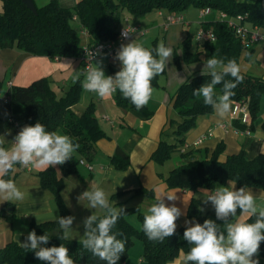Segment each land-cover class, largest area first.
Here are the masks:
<instances>
[{
	"label": "trees",
	"instance_id": "obj_1",
	"mask_svg": "<svg viewBox=\"0 0 264 264\" xmlns=\"http://www.w3.org/2000/svg\"><path fill=\"white\" fill-rule=\"evenodd\" d=\"M0 2L2 4L0 49L16 48L34 56L53 59L79 56L84 44L91 45L116 39L126 14L134 18H142L157 10L179 14L191 7L197 9L209 7L224 12L229 17L244 16L247 25L264 27V0H80L72 9L61 7L56 0H50L43 6L35 5L36 15L28 10L21 0H0ZM75 22L80 25V30L74 27ZM201 26L205 29L211 28L216 40L212 43L198 44V47L192 50L193 40L188 37L182 42L181 57L174 54L177 66H180V61L184 64L205 62L213 55L224 59L225 62L235 59L239 63L243 49L239 39L225 21L202 23ZM82 31L86 32L89 43H84L85 36ZM252 52L253 49L250 47L245 59H248ZM240 74L244 79L233 89L235 95L231 97V102L246 103L248 123H253L261 111V102L264 100V77L243 72ZM232 79L231 76L225 77V80ZM156 80L157 77L152 80V85H156ZM210 80V76L200 73L178 87L172 97L176 119H171L169 122V126L172 127L170 132L161 133L164 137L160 139L150 160L156 166H162L175 154L187 159V163L173 168L165 177L164 182L168 189H183L191 192L200 188L213 190L218 184L231 180L238 189L251 187L264 190V156L248 160L244 151H240L221 162L219 157L224 151L223 144H218L209 158L201 159L195 158V151L183 148L185 138L189 131L195 128L197 119L208 116L213 111L212 107L203 103L202 98L197 99L193 96V90L199 89ZM222 86V84L215 86L218 94ZM81 89V80H78L64 96L58 97L47 80H39L28 88H11L6 95L10 97L9 103L13 112L18 114L21 120L29 125L40 122L45 125L47 131H62L70 136L74 143L80 145L76 153L91 160L95 153V143L103 138L104 134L98 125L92 104L88 105L80 115H76L71 110L79 101ZM114 100L122 110H136L144 115L151 114L147 112L145 106L137 110L130 100L123 98L119 90L115 93ZM245 127L246 125H242V128ZM240 128L238 127L237 130ZM166 137H170L169 140ZM77 165V159L72 156V160L61 165L62 176L75 173ZM109 166L125 171L129 167L128 155L118 147L109 159ZM62 176H59L52 167L38 174L41 186L52 192L60 217H66L70 216V213L65 208L60 195L63 189ZM128 193H132L130 198L145 195L149 199H154L153 192L143 188ZM123 194L124 192L114 194L111 201H115ZM113 205L118 206L119 203L114 202ZM8 207H11L10 203L4 205L1 215L6 214ZM201 208H204V204L193 198L187 209V218L203 224L205 215L200 211ZM123 209L125 214L120 216L113 228V232L119 234L117 238L126 241L125 252L117 264L127 259L135 241L141 243L142 257L147 264H166L180 254H187L191 246L183 238L186 227L176 228L175 234L163 242L150 241L142 231L145 212H142L139 206L123 207ZM239 214L238 211L237 215ZM131 215L136 216L140 225L138 229L130 224L128 218ZM6 218L10 219L11 214L6 215ZM246 220L254 222L255 217H248ZM31 229L39 236L45 233L49 235L50 239L45 247L64 244L69 249V255L75 264H106V261L100 260L84 249L79 241L59 239L62 230L57 220L32 224ZM258 256L264 258V242H261ZM0 264H46V262L39 260L33 251L23 249L15 242H9L0 248Z\"/></svg>",
	"mask_w": 264,
	"mask_h": 264
},
{
	"label": "crops",
	"instance_id": "obj_2",
	"mask_svg": "<svg viewBox=\"0 0 264 264\" xmlns=\"http://www.w3.org/2000/svg\"><path fill=\"white\" fill-rule=\"evenodd\" d=\"M79 1L75 0L76 3ZM33 2L35 5L38 2L40 5L37 6L39 7L47 4L45 0H33ZM60 4L61 7L68 9L74 7H71L72 1L70 0H61ZM0 8L1 13V2ZM181 14L184 18L183 23L169 26L165 25L166 17L171 14L164 11L157 10L142 18H134L126 14L121 27L127 25L138 26L140 30L146 33L143 36L133 35L130 40L119 43L117 51L122 44L134 40H137L146 48H155L163 40L165 45L173 50V58L164 72L157 76L156 85H152L154 93L145 106L147 112L151 113L150 115L141 114L136 110H122L115 103V93L110 98L101 99L95 93L85 92L83 89H81L79 101L71 108L76 115H80L88 105L92 104L95 109V117L104 137L96 141L95 153L91 160L81 157L76 152L73 154L78 161L75 173L62 176L61 165L52 167L63 178V189L60 195L64 206L70 216L75 217L69 240L80 241L85 232L83 221L93 212L99 216L103 215L102 210L87 208L88 202L86 200L78 201V197L92 185L101 187L109 195L111 204L114 202L119 203L117 207H128L132 201H141V209L143 207L145 213L148 207L155 203V189L162 188L165 193H171L177 197L175 201H168L166 196L163 197L167 205L175 204L181 209L182 214L176 221L177 228L188 227L195 223L193 219L187 218L188 206L193 198L202 202L206 198L207 193H205V190L207 189L200 188L195 192L183 189H168L164 182L170 170L187 163V159H182L178 154H175L171 160L162 166H156L150 160L151 154L157 148L160 139L164 137L161 133L170 132L172 127L169 126V122L171 119H176L172 107L173 95L180 85L192 76L200 74L204 68V64L201 62L184 64L180 61V66L176 65L174 54L176 53L177 56L181 57L182 42L190 37L198 47L195 35L201 24L207 23L204 21L205 18H199V9L197 8L195 12L187 9ZM217 20L219 18L214 17L208 22ZM190 29L195 33H191ZM83 41L89 43L88 37L85 36ZM251 49H253V52L255 51L254 46ZM246 53L242 52L238 63L243 73L249 72L251 68L250 64L244 62ZM115 57L116 55L111 58L100 56L93 61V64L102 61L101 67L105 75L114 76L121 69V62ZM64 63H70L72 68L66 67ZM262 77H264V74H262ZM83 79V65L78 56L53 59L45 56H34L16 48L0 49V82L2 83V92L0 93V140L4 141L3 146L9 148L19 131L24 126H29L21 120L18 114L13 112L10 103H4V100L10 102V97L6 95L9 89L14 87L24 89L39 80H47L56 95L62 97L76 81H82ZM233 104L231 102L230 112L223 119L219 118L214 110L208 116L199 117L195 128L187 134L183 148L188 151H195V158L201 159L209 158L217 145L223 144L224 151L219 157L221 162H224L228 156L235 155L240 151H244L248 160L264 156V150H262L264 149V127H262L264 117L256 119L253 123L249 122L245 128H242V124L231 117ZM11 121H17L18 126L15 127ZM238 127L243 130L241 128L237 130ZM244 130H248L250 133L245 134L243 133ZM58 131L64 134L62 131ZM169 138L166 137L167 140ZM118 147L129 157V167L125 171H119L109 166V159ZM81 161L91 165L92 169L89 170L80 163ZM16 168L17 171L14 176L10 173L5 177L14 179L20 190L25 193V199L19 203L0 202V212L7 203H10L11 206L7 208L5 215L0 213V248L9 242H15L19 245V242L23 243L28 233L32 231V224L55 221L57 217H60L52 192L40 184L38 174L45 169L21 168L19 165ZM229 181L218 184L216 187H227ZM235 187L238 190L236 185ZM139 188L151 190L154 199H149L145 195L130 198L132 193L128 192ZM246 189L251 190L257 199V204L264 207V190L251 187ZM207 191L210 192L211 190ZM118 192H124V194L117 197L115 201H111V197ZM203 209L205 219H212L217 224H223L222 221L216 219L215 210L210 202L207 205L204 204ZM8 214H11L10 219L6 218ZM237 217H240V214ZM243 218L246 220L248 217ZM186 221L190 223H186ZM45 246L47 244L41 245V247ZM142 252L141 243L136 244L134 242L128 252L127 259L121 264H147L142 257ZM253 259H258L259 264H264V258L262 257L254 256ZM166 264H185V255L180 254L176 259Z\"/></svg>",
	"mask_w": 264,
	"mask_h": 264
},
{
	"label": "clouds",
	"instance_id": "obj_3",
	"mask_svg": "<svg viewBox=\"0 0 264 264\" xmlns=\"http://www.w3.org/2000/svg\"><path fill=\"white\" fill-rule=\"evenodd\" d=\"M131 31L124 29L122 37L127 38ZM155 53V55H153ZM93 55H101L100 51ZM121 62V69L114 76H106L101 64L86 68L84 79L81 81L85 92L95 93L99 98H110L119 90L123 98L130 100L137 110L148 104L153 96L152 80L161 75L173 58V50L161 40L154 49L146 48L134 40L122 44L116 53ZM71 67L70 63H64ZM241 68L235 59L225 62L216 55L204 62L202 75L211 77L199 89L193 90V96L202 98L203 103L212 107L216 115L223 119L231 108L233 89L243 82ZM231 76L232 80H225ZM222 84L218 94L215 86ZM0 140V202H23L25 193L15 183L14 179H4L10 173L14 176L16 166L21 168L46 169L63 165L72 160L73 154L80 145L59 131H47L44 124L24 126L16 135L9 148L3 146ZM264 150V149H262ZM235 183L229 181V186H218L207 193L202 203L209 202L215 210L216 219L223 222L217 224L212 219H205L203 224L194 223L185 228L183 238L190 245L185 255V264H259L258 256L261 242H264V207L257 204L251 190L241 187L238 190ZM155 203L148 207L144 214L142 231L150 241L163 242L176 232L177 219L181 209L168 201H175L176 196L165 193L162 188L155 189ZM86 200L87 208L99 209L103 215L93 212L84 219L85 232L79 243L94 256L106 264H117L125 252L126 241L118 239V233L113 232L118 219L125 214L124 209L110 203L109 195L99 186L92 185L78 197V201ZM204 209L201 208L200 211ZM239 211L240 217H237ZM255 217L254 222H247L243 217ZM74 216L57 217L59 228L62 230L61 240L71 238ZM186 223H190L186 221ZM49 235L38 236L33 230L28 233L25 241L20 243L23 249H29L35 256L46 264H75L69 255V249L64 245L41 247L49 242Z\"/></svg>",
	"mask_w": 264,
	"mask_h": 264
},
{
	"label": "built area",
	"instance_id": "obj_4",
	"mask_svg": "<svg viewBox=\"0 0 264 264\" xmlns=\"http://www.w3.org/2000/svg\"><path fill=\"white\" fill-rule=\"evenodd\" d=\"M212 13V9L209 7L199 9V18L204 19L206 16ZM160 14V13H159ZM220 20L225 21L227 26L232 29L235 36L239 39L243 51L247 52L250 47L258 43H264V27L260 26H250L244 22V16L238 15L235 17H229L224 12H219ZM184 18L181 13L171 14L166 17V26L176 25L183 23ZM127 29L131 31L127 38L122 37L121 33ZM146 32L140 30L138 26L127 25L119 30V35L116 39L109 41L98 42L94 44H84L81 47L80 54L78 56L79 60L83 65V72L85 73L86 68L91 66L93 61L100 56L114 57L117 53V47L119 43L126 42L132 38L133 35L143 36ZM82 34L86 36V32L82 31ZM196 42L200 45L203 43H212L216 40V37L211 28L205 29L202 26L197 31L195 35ZM97 51L101 52V55H93L92 58L89 53L95 54ZM5 104H8V100H4ZM232 119H237L240 124H248V110L246 103H234L231 110ZM15 127L18 126L17 121H11ZM243 133L249 134L248 130H244ZM81 164L85 165L89 170L92 166L81 161Z\"/></svg>",
	"mask_w": 264,
	"mask_h": 264
},
{
	"label": "rangeland",
	"instance_id": "obj_5",
	"mask_svg": "<svg viewBox=\"0 0 264 264\" xmlns=\"http://www.w3.org/2000/svg\"><path fill=\"white\" fill-rule=\"evenodd\" d=\"M45 1L48 3L50 0H45ZM56 1L60 4V1L61 0H56ZM70 1H72L71 7H73V6L76 5L75 0H70ZM37 5H40V4L37 2ZM189 10L192 11V12H195L196 8L191 7V8H189ZM214 17H217L220 20L219 11L218 10H215V9H212V13L209 16H206L204 21L205 22H208V21H210ZM73 25H74V27L77 30H80V25L77 22L73 23ZM191 33H195V32H193L191 30ZM195 47H196V44H195V41L193 40L192 50H194ZM254 49H255V51L253 52V54L248 59H246L244 61L245 63H248V64L251 65V68H250L249 72H247V73H249L252 76L262 77V74H264V43H258L256 45H254ZM200 62L202 64H204V61H200ZM200 73H202V72H200ZM261 117H264V100H262V102H261V111H260L257 119H259ZM137 205L141 208V201H139V200L136 201L135 200V201L130 202V204H129L130 207L131 206H137ZM141 210H142V212H145L144 209H143V207H142ZM128 220H129V222H130V224L132 226H134L137 229L139 228L140 225H139V222L136 219V216L135 215H131L128 218ZM135 243L136 244H139L138 241H135Z\"/></svg>",
	"mask_w": 264,
	"mask_h": 264
},
{
	"label": "water",
	"instance_id": "obj_6",
	"mask_svg": "<svg viewBox=\"0 0 264 264\" xmlns=\"http://www.w3.org/2000/svg\"><path fill=\"white\" fill-rule=\"evenodd\" d=\"M21 2L30 10L34 15L37 14L36 6L33 0H21Z\"/></svg>",
	"mask_w": 264,
	"mask_h": 264
}]
</instances>
